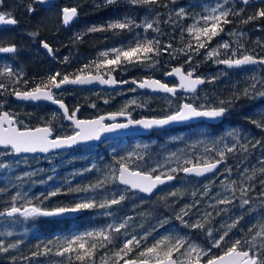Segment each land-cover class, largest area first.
Returning <instances> with one entry per match:
<instances>
[{"label": "trees", "instance_id": "1", "mask_svg": "<svg viewBox=\"0 0 264 264\" xmlns=\"http://www.w3.org/2000/svg\"><path fill=\"white\" fill-rule=\"evenodd\" d=\"M197 0H176L175 4L169 0H161V5L168 3V7L163 6H133L127 3V0H117L115 4L104 5V0H57L55 3L48 6H42L34 0H3L0 5V11L11 12L18 23L11 28H4L0 30V45H12L17 48L15 53H0V68L11 67L17 75H21V81L27 80L28 83L23 82L17 84L15 87L19 90H30L39 83L41 79L46 78L50 74L60 72L62 74H78L79 70L86 64L102 60L103 57L100 53L112 48H118L122 45H127L134 36L138 33L141 37L147 36L152 38L157 36L155 32L149 31L144 33L142 28H136L132 32L128 31H102V32H88L87 30L92 26H106L109 22L116 19H123L126 16L134 18L137 23L141 22L146 16L150 17V9L160 13L159 16L162 34L158 37L163 44H172L173 49L183 48L189 41V36L186 31L183 32V39H181L182 32L181 26L186 28L188 25L194 23L192 18L197 13L195 10V2ZM32 4L34 11L29 13L27 6ZM182 5H185L186 11L189 16L183 20L178 19L174 15V11L178 10ZM76 7L78 16L68 26L62 25V8ZM229 7H232L229 5ZM227 8V7H226ZM237 10L244 9L240 16L231 15L229 20L231 23L224 25H233L240 28L248 29L253 28L248 36L243 37L239 44H243V48L239 45L236 50L239 54H254L257 57L264 55V18L242 23L248 16L254 15L255 12L264 8V3L260 1L252 2L247 7L235 5ZM171 20L169 23H164L165 20ZM35 35H32V34ZM81 39L76 40L77 36ZM221 35V34H220ZM213 38L209 47L212 46ZM221 40V39H220ZM47 42L53 49V54L49 55L42 48L41 42ZM194 43V41H193ZM219 43H222L219 41ZM206 50L201 49L199 55H193L192 62L185 63L187 57L173 51L172 55H176V59H172L168 52H163L157 59L159 63L155 67H147L146 65H123L118 67L112 74L116 75L118 80H142L147 77L162 78L172 67L183 66L189 69L190 67L205 68L204 66L211 65V60H205ZM221 57L227 58L224 50L221 49ZM230 55V53H228ZM67 57V62H65ZM204 65V66H203ZM203 66V67H202ZM226 72V71H225ZM92 73H95L94 65ZM230 73V72H229ZM87 74V73H85ZM103 74V73H102ZM234 82H240L239 78H243V74L235 73ZM228 77L221 78L215 85L205 83L201 89L203 91L202 100L200 99H187L192 101L195 105L201 104L220 106L219 101H229L233 97L229 94ZM0 82L8 85L9 91L3 96H0V111H7L13 115L19 123L18 127L27 126L33 128L36 126L45 125L51 121L53 128V136H64L72 134V125L64 121L62 113L52 105L48 104H21L13 100L11 94L12 85L8 77L0 78ZM131 89H136L132 91ZM200 89V90H201ZM127 90V93H124ZM134 92L139 93L142 97L136 98V104L129 102L134 100ZM56 96L61 99L69 112L79 108L78 115L83 118H91L106 112H118L129 105L127 111L131 113L132 118L141 116L162 117L174 111L181 101L180 96L172 99V104L169 105L168 100L164 99L167 95H151L148 92L140 91L135 87L119 88V89H92V88H66L63 91L55 92ZM238 95L235 93L234 98ZM148 96V97H147ZM242 95L239 94L241 99ZM236 99V98H235ZM237 99L236 102H239ZM175 102H174V101ZM107 101V103H105ZM95 105L92 107L91 105ZM140 105V106H137ZM224 106H229L228 104ZM235 108V107H234ZM233 108V109H234ZM233 109L231 113L234 114ZM233 111V112H232ZM238 114L237 121L234 120V115L230 118L225 116L223 121L216 126L207 125L205 123H197L185 127V136L182 138H173L166 140V137L179 131V128H169L153 132L148 136L129 137L126 140L129 147L133 150V142H137L140 146L136 152L144 156L143 160L136 159V156L131 158L130 167L146 169L149 167L150 162L164 161L165 165L169 164V159L172 158L171 154L175 153L178 148H186L187 153L181 156V160L177 163H183V158L195 160L199 156H210L211 158H218L215 152L205 153V145L210 141L219 140L223 138L222 147L224 144L231 146L233 138L224 133V128L239 122L240 131L245 135L247 132L253 136L250 131V126L253 123L246 114V109L240 111L236 110ZM55 113V118H53ZM231 129V128H230ZM229 131L234 132L232 129ZM207 131V132H204ZM236 132V131H235ZM258 135L256 134L255 137ZM125 139H118L117 142H122ZM203 141L204 143H200ZM208 141L207 144L205 142ZM111 142H104L95 146H79L71 150L65 151L64 154L71 152H83L86 149H91L89 155L82 158L77 162V165L83 167L79 169V178H65L62 170H58V174L54 176L52 189L42 191L40 194L34 196L32 194L33 204L41 207L51 209L59 204H68L77 198H84L86 196L94 195V193H79V194H65L68 192L69 187H77L95 183L97 179L105 175L111 174L112 168H118L115 161L120 158L119 150L113 151L110 149ZM195 145V147H193ZM210 146V145H209ZM258 148L256 153L254 152ZM252 148L249 146V155L242 149L237 147L233 153H228L225 162L220 166L215 174H211L205 178L185 177L181 172L176 173V179L173 183L163 186L156 191L151 197H146L131 191H125V187L119 186L117 183L106 185L105 189L99 190L108 194L111 198L113 193H123L126 199L120 205H114L108 211L113 213V216H105L102 209H93L82 211L77 216H62V217H38L29 219L27 221L22 218H17V222L4 225L3 231H11L12 236H0L4 240L5 246L9 243H16L20 241L18 248L10 249L6 253H0V264H54L61 258L54 255L57 238L67 237L75 232L92 230L104 227L107 224H119L126 218L128 220L127 227L134 231L137 238L151 232L148 240L145 242L151 244L154 239H159L164 235L172 236H188L193 238L194 241L200 245L210 246L209 238L205 232L196 229L184 227L179 220L176 219V214L180 212L181 208L185 205H190L193 201L198 200L199 203L195 208L191 209L188 216H184V220L192 222L196 219L203 220L205 213H211L209 221L205 224V229L212 228L214 235L219 236L221 225H227L232 222L237 216L243 214L244 219L240 222L237 228L233 229L230 233V238L235 239L244 236L247 228L255 223L260 215L264 214V209L259 207L260 197L258 195L260 184L259 181L262 177L257 175L255 179L249 181L244 176L251 175L253 168L259 169L261 167L259 160H261L262 151L260 147ZM0 151H3L0 149ZM181 152V151H180ZM63 152H55L48 155H34L24 157L28 160L35 159L43 166L47 165L46 158L49 156L54 157V161ZM247 154L248 156H246ZM127 157V155H123ZM15 163L17 157L15 155L0 156V163L8 162L10 158ZM134 161V163H133ZM248 164V172H244L243 166ZM95 165V168H93ZM92 168V171H84L85 169ZM231 169V172L227 171ZM13 170V171H12ZM12 173H5L0 169V188H6L9 179L14 186V181L21 175L17 169L12 168ZM244 173V176H241ZM235 181L234 188L239 189L242 184L254 185L255 190L249 193V197H255L250 205H246L244 209L239 207V199H234L231 205L216 204V199L223 198L224 196L232 197V191L226 190V185ZM205 185H208L210 191L208 195L204 196ZM7 189V188H6ZM56 189L61 190V194L50 197L47 200H42V194H47ZM196 192L197 195L193 196L192 193ZM178 192V195L173 197L169 193ZM38 193V192H36ZM11 191L8 189L4 193H0V210L10 205ZM217 194H220L219 196ZM235 196L240 197V192L237 190ZM163 198V199H162ZM9 202V203H6ZM25 201H17L18 205L24 204ZM209 205H215L210 207ZM249 208L255 209L250 215L247 210ZM227 209V211H220ZM220 214L217 215V212ZM167 219V223L160 227V222ZM9 225V226H8ZM155 229V231H153ZM243 229V231H241ZM30 232H32L30 234ZM49 240L53 241L49 247L53 248V254L47 256L31 257L33 251H37V245H40L41 250ZM111 247V246H109ZM213 253L220 254L221 249H213ZM105 249H100L97 256L104 255ZM15 257V259H13ZM28 257L29 259H24Z\"/></svg>", "mask_w": 264, "mask_h": 264}, {"label": "snow or ice", "instance_id": "2", "mask_svg": "<svg viewBox=\"0 0 264 264\" xmlns=\"http://www.w3.org/2000/svg\"><path fill=\"white\" fill-rule=\"evenodd\" d=\"M39 4H47L49 0H34ZM117 0H104V5L115 4ZM170 3L175 4L176 0H169ZM127 3L133 6H149L155 5L157 7H168V3L161 5V0H127ZM244 5H249L251 0H241ZM264 3V0H261ZM3 4V0H0V5ZM229 4V0H217L215 6L205 7L204 11L207 14L201 15L197 13L192 18L194 23L188 25L186 28L181 26L183 39V32L186 31L189 36V41L183 48L173 49L172 44H163L158 38L162 32L159 27L161 15L155 12L154 9H150V17L146 16L141 22L126 16L123 19H116L109 22L106 26H92L88 32H102V31H128L132 32L136 28H142L144 33L149 31L155 32L157 36L148 38L147 36L141 37L140 34H136L134 38L127 44L118 48H112L100 53L103 57L102 60L92 62L84 65L78 72V74H62L56 72L48 75L46 78L41 79L39 83H36L30 90H19L15 86L21 82L27 84V80L21 81V75L17 73L11 67L0 68V78L8 77L12 85L11 94L18 100L23 101H47L54 105H57L63 112V118L71 121L73 132L71 135L53 136V128L51 121L44 126L29 128L26 125L18 127L19 121L10 113L0 111V156L6 155H19L21 153H48L50 150L61 149L71 147L78 143L88 141H98L102 135L106 133H115L121 130H127L134 127H141L143 129H152L154 127H163L174 122H184L196 118H206L210 120L218 119L228 111L226 104L230 105L232 100L224 101L220 100V106H208L201 104L199 106L194 103L183 102L176 106L174 111L165 115L162 118L152 119H133L131 113L127 111L129 105H125L119 112L110 113L106 116L101 115L95 119L81 120L77 118V112L79 108L69 112L65 103L59 99L54 90L61 89L65 85H88L94 82H98L102 85H116L117 83H128V81H117L113 76L118 67L123 65H146L147 67H155L159 63L157 57L163 52H168L172 59H176V55H172L175 51L178 54H182L187 57L185 63H191L193 55H199L201 49H205V60H212L216 64L225 65L227 68H240L247 65L261 64L264 65V57H255L251 54H239L235 48L231 47L229 42H222L217 45L216 48H210L209 44L216 36L224 32V25L231 23L229 16H240L244 9H236L234 7H225ZM29 13L34 11L32 4L27 6ZM174 15L183 20L189 16V13L184 7H180L174 11ZM78 16V10L76 7H64L62 9V22L65 26L69 25ZM258 18H264V8L258 9L254 15H250L246 20H242V23H248L249 21L256 20ZM171 16L164 23H169ZM18 21L14 18L11 12L0 11V26L16 25ZM32 35H35L34 33ZM232 36H243L244 33H229ZM81 39L78 35L76 40ZM194 41V43H193ZM239 44V41H237ZM42 47L47 50L49 55L53 54V49L47 42H41ZM240 48H243V44H239ZM220 49L224 50V54L227 58H220L222 53ZM17 48L12 45H0V53H15ZM230 53V55H228ZM65 57V62H67ZM95 69V74H92V69ZM87 73V74H85ZM103 73V74H102ZM166 76H176L179 83L175 86H169L167 83L161 82L157 79L146 78L142 81L132 80L131 83L137 85L140 89H151L155 92H162L169 96H175L178 90H183L186 93H195L199 85L204 83H212L218 77L214 76L209 80L195 75V68L185 72L183 66L173 67L171 71L165 73ZM106 77V78H105ZM251 83L248 87L243 89L242 95L245 97L259 96L264 97V80H258L255 76L251 78ZM135 91L136 89H131ZM9 91L8 85L0 82V96H3ZM239 99V95L235 97ZM107 103V101H105ZM130 104H136L135 100L129 102ZM169 105L172 101L168 100ZM95 107V105H91ZM140 106V105H137ZM53 113V118H55ZM125 117L126 122L118 123L117 117ZM105 121H111L106 123ZM258 128L264 129V119L259 121H253ZM229 136L233 138L235 143L231 146L224 144L223 147H219L223 143V138L219 140L210 141L208 145H205L204 152H215L216 159L210 156H199L195 160L189 158H183V163H177L176 167H170L166 172H160L159 169L163 165H157L147 169L131 168V158L136 156V159L143 160L144 156L138 152H130L127 157L121 156L115 161V164L119 165L118 168H112L110 175H105L102 178L97 179L95 183L88 185L69 187L68 192L65 194H79V193H94V195L86 196L84 198H77L68 204H59L51 209L41 207L32 203V199H25L27 193L17 192L10 197V206H6L3 210H0V220L7 218L9 223L17 222V218H22L27 221L29 219H35L38 217H54L63 216L66 214L80 213L85 210L102 209L105 210L103 215L113 216L111 209L114 205H120L125 199L126 195L123 193H113L111 198L107 193L100 192L99 190L105 189L106 185L118 183L126 186L127 190H137L141 193L152 194L158 186L165 184L168 181L176 179V173L183 172L186 176L202 177L208 173L215 174L218 171V166L223 164L227 158L228 153H233L239 146L244 152L248 151L249 144L252 148L257 145H261L264 141L257 140L254 143L240 144L238 132H230ZM200 143H204L201 141ZM210 145V146H209ZM195 147V145H193ZM175 157L176 161L181 160V156L175 153L171 154ZM171 159V157L169 158ZM261 167L259 169L253 168L252 174L244 176L246 180H253L259 174L264 177V159L259 160ZM9 164L0 163V169L9 168ZM95 168V165H93ZM93 169H85L84 171H92ZM227 171L231 172L229 168ZM244 172H248L245 168ZM158 173V174H157ZM34 173H24V176H30ZM22 179V177H17ZM51 179V177H49ZM233 181L226 185V190L232 191V197L224 196L223 198L216 199V204L231 205L234 199H239V207L244 209L246 205H250L255 197H249V193L255 190L254 185L242 184L239 189L234 188ZM260 188L258 195L260 197L259 207L264 209V178L259 181ZM7 189L0 188V193H4ZM240 192V197L235 196L236 191ZM208 185H205L204 196L208 195ZM61 194L60 189L48 192L46 195L42 194L41 204L43 200H47L50 197H54ZM170 196H177L178 192L169 193ZM193 196L197 193L194 191ZM218 196L220 194H217ZM163 199V198H162ZM24 200L25 203L18 205L17 201ZM9 203V202H6ZM199 203L198 200L193 201L190 205H185L181 208L180 212L176 214V219L181 224L190 229L200 230L205 232L209 238L210 246L207 248L201 247L199 244L191 241L185 236H172L164 235L159 239H154L151 244L145 243L151 232L137 238L136 235H130V238L120 239L122 229H126L128 220L131 217L126 218L119 224L110 223L101 228L88 230L82 233L71 235L70 237L57 238L55 244L54 255L60 257L59 261L54 264H264V214L252 223L247 228L244 236L231 239L230 233L233 229L237 228L240 222L244 219V215L237 216L230 224L221 225L223 231L220 232L218 238L214 235L212 228L205 229V224L209 221L211 213H205L203 220L196 219L189 222L184 220V216H188L191 209L195 208ZM214 207L215 205H209ZM220 211H227V209H221ZM217 212V215L220 214ZM255 209L249 208L247 210L250 215ZM167 219L160 222V227H163L167 223ZM155 231V229H153ZM243 231V229H241ZM12 236L11 231L0 232V236ZM124 236H129L127 232L123 233ZM119 241V243H118ZM20 241L16 243H9L5 246L4 240L0 239V253H6L10 249L18 248ZM53 241L49 240L41 250L40 245H37V251L31 253L32 258L38 256H47L53 254V248L49 247ZM111 246V247H109ZM100 249H105L104 255L97 256ZM213 249H221L220 254L213 253ZM15 259V257H13ZM24 259H29L24 257Z\"/></svg>", "mask_w": 264, "mask_h": 264}, {"label": "rangeland", "instance_id": "3", "mask_svg": "<svg viewBox=\"0 0 264 264\" xmlns=\"http://www.w3.org/2000/svg\"><path fill=\"white\" fill-rule=\"evenodd\" d=\"M257 1H260V0H251V3L252 2H257ZM216 2H217V0H197L195 2V5H194V7H195L194 11L196 13L201 14V15L207 14L204 11L205 7H208L210 9L211 7L215 6ZM220 2L223 3V0H220ZM229 5H231L232 7H235V5H240V4L236 0H229V4L225 5V7H229ZM181 7L185 8V5H182ZM246 30L247 29H245V28H240V27L233 26V25L227 26L226 29H224V32L221 33L220 37H218V38H216L214 40V42L212 43V46L210 48H216L217 45L220 44L219 41H221V42H229L231 44V47L236 49V47H238V45H239L237 43V41H240L243 37L249 35L246 32ZM232 32H235L237 34L244 33L245 35H243V36H239V35L232 36V35H229V33H232ZM220 52H221V49H220ZM210 63H212V64L208 65V66L207 65L206 66L203 65L205 68H201V70H202V71H200L201 73L198 71V70H200V68H196L195 66L194 67H190L189 69L186 68V71H189L192 68H195V71H198L200 73V76L205 78V80H209V79H211L214 76L218 77L214 82L210 83L211 85H215L221 78L228 77V76L231 75V73H229L226 70H220V69L211 70V67H213L214 65H217V64L214 63L212 60H211ZM252 71H253L254 74L255 73H264V71L261 70L259 67H257L256 69H253ZM234 76L237 77L236 75H234ZM234 76H233V78H234ZM259 77L260 76H258V77L256 76V78H259ZM233 78L231 79V84L232 85L234 83ZM248 80H249L248 77H244L243 76V78H239L240 82H235V83L244 87V83H246ZM235 83H234V87H237V85H235ZM200 89H198V91L195 92L192 95H181L180 94L181 100L189 102V103H193L192 101H187V99H191V100L192 99H197V100L200 99L201 101L204 102V98L202 100V96H203V91L204 90H202V89L200 90ZM127 92H128L127 90H124V93H127ZM150 94L152 95V93H150ZM153 95H159V94H153ZM142 96L139 93L134 92V100L136 98H140ZM164 99L172 100L174 98L166 96V97H164ZM260 99H264V97H260ZM209 106H212V105H209ZM234 107H235L234 103L233 104L231 103L229 105V111H228V114L226 116H229L231 118L234 115V114L231 113V110ZM254 109L256 111H260L261 112V108H254ZM259 116H261V115H259ZM141 117H150V116H141ZM141 117H138V118H141ZM138 118H134V119H138ZM232 127L235 128L234 125H230V126H227L226 128H224V130H225L224 133H225L226 136H227L228 133H230V131H229L230 128L233 131L237 132V129H233ZM239 127H241V126H238L237 128H239ZM204 132H207V131H204ZM185 133H186V131H180V130L179 131H175L174 134L172 133L171 135L167 136L166 140H168V139L171 140L173 138H182V137L185 136ZM238 133L240 134V137L242 138V139H239L240 140V144H249L248 140H246V139H250V142H252V143L255 142V141L254 142L252 141V137H251V134L249 132H247L245 135L241 131H239ZM111 141H112V144L110 146V149L113 150V151L119 150V156L120 157L123 156V155H127L130 152H136V149L140 146L137 142H135V143L133 142L132 144L134 145V149L132 150L129 147L130 145H129V143H128V141L126 139L124 141H122V142H117L116 140H110V141H107V142H111ZM232 142L235 143V141H232ZM207 143H208V141L205 142V144H207ZM249 146H250V144H249ZM257 146L260 147V151L263 150V146H260V145H257ZM219 147L222 148V144H220ZM257 149L258 148L256 147V149L254 151L255 153H256ZM249 150L250 149H248V151H247L248 155H249ZM90 151H91V149H86L83 152H71L68 155L64 154V152H65L64 151L63 153H61V155L55 161H54V157L53 156H49V157L46 158V161L48 162L46 166H43L42 164H40L35 159L28 160V159L24 158V157H27V156H17V157H20V158H16L15 159L16 162L13 163L11 161V160H13V158L11 157L8 162H4L5 164H9L10 167L6 168V169H1V170L4 171L5 173H12V171H13L12 168L13 169H17L18 170L17 172L21 173V175L19 177H22V179H19V180L17 179L16 181H14V186L11 184V181L9 179V182L6 185V188L9 191L12 192L10 197L12 195H15L17 192H20L22 194L23 193H27V197L25 199H30V196L32 194H34V196H36L37 194H40V192H42V191H47V190L52 189L54 176L59 173L58 170H60V169L62 170V174H63V176L65 178H72V177L79 178V176H80L79 169H81L83 166L82 165H77V162L79 160H81L82 158L86 157L87 155H89ZM186 153H187L186 148H178L177 151H176V155H178V156H180V154L184 155ZM262 154H263V151H262ZM245 155L248 156L247 154H245ZM261 159H264V156H261ZM171 160L172 161H169L168 165H165L164 161H161V162H159V161L150 162V165H149L148 168L156 167L159 164V165H163V167L160 168L159 171L160 172H166L168 170V168L177 166V162L175 161L176 160L175 157H172ZM133 163H134V161H133ZM248 167H249L248 164H245L243 166V168H248ZM131 168L135 169L136 167L133 166ZM24 173H34V174L30 175V176H24ZM49 177H51V179H49ZM0 181H2V178H0ZM36 192H38V193H36ZM6 224L10 225V223L7 221V218H3V220H0V232H4L2 229H3L4 225H6ZM85 231H88V230L75 232L73 234H70L67 237H70L71 235L82 233V232H85ZM124 232H127L129 234V236H124L123 235ZM31 233L32 232H30V234ZM121 233H122V235L120 237L121 240L122 239H126V238H130V235H134V231L130 230L128 227H126V229H122ZM61 238H63V237H61ZM189 239L191 241L197 243L196 241L193 240V238H189ZM118 243H119V241H118ZM197 244H199V243H197ZM200 246L203 247V248H207V246H205V245H200Z\"/></svg>", "mask_w": 264, "mask_h": 264}, {"label": "water", "instance_id": "4", "mask_svg": "<svg viewBox=\"0 0 264 264\" xmlns=\"http://www.w3.org/2000/svg\"><path fill=\"white\" fill-rule=\"evenodd\" d=\"M56 1H57V0H49V3H47V4H40V5H42V6H48V5H50V4L55 3ZM236 1H238L239 3H241V0H236ZM38 4H39V3H38ZM241 4H243V3H241ZM243 5H244V4H243ZM62 9H63V8H62ZM70 23H71V22H70ZM63 25H64V24H63ZM14 26H15V25H11V26H0V28H3V27L7 28V27H14ZM64 26H65V25H64ZM221 65H222V64H221ZM223 66H225V65H223ZM247 66H248V65H247ZM175 67H178V66H175ZM225 67H226V66H225ZM172 68H173V67H172ZM183 70H184V69H183ZM170 71H171V70H170ZM184 71H185V70H184ZM168 72H169V71H168ZM185 72H187V71H185ZM92 74H95V73H92ZM195 75L198 76V75H197V71H195ZM112 76H113V77L119 82V80L116 78V76H115L114 74H112ZM200 77H201V76H200ZM105 78H106V77H105ZM151 78H152V79H156V78H154V77H151ZM165 78L168 79V80L174 79V80L177 82V84L179 83L178 78H177L176 76H166V75H165ZM144 79H146V78H144ZM144 79H142V80H144ZM142 80H137V81H142ZM126 85H132V86H135L136 88H138L137 85L131 83V81H128V83H117L116 85H102V84H100V83H98V82H94V83H92V84H88V85H65V86H62L61 89H57L56 91L63 90V89H66V88H94V89L107 88V89H116V88L124 87V86H126ZM202 85H203V84H202ZM202 85H199L198 88H197V90L200 89V87H201ZM138 89L141 90V91H148V92L153 93V94H165V93H162V92H155V91H152L151 89H147V88H145V89H140V88H138ZM177 94H187V95H190V94H193V93H186V92H184L183 90H178V91H177ZM13 99H14V101H16V102H18V103H21V104H25V103H29V104H37V103L51 104V105L55 106L57 109H59V107H58L57 105H54V104H52L51 102H47V101H23V100H18V99H16V97H15L14 95H13ZM183 102H186V101H182L181 103H183ZM188 103H189V102H188ZM59 111H60V112L62 113V115H63L62 110L59 109ZM4 112H7V111H4ZM77 113H78V112H77ZM110 113H115V112H108V113L100 114V115L95 116V117L85 118V119H81V120L95 119V118H97V117H99V116H101V115L106 116V115H108V114H110ZM225 114H226V113H225ZM225 114H224V116H225ZM224 116H222V117H220V118H218V119H215V120H210V119H206V118H196V119H192V120H188V121H184V122H174V123L168 124V125L163 126V127H154V128H152V129H143V128H141V127H134V128H130V129H127V130H121V131H118V132H115V133H106V134L102 135L101 139L98 140V141L82 142V143H78V144H76V145H73V146H71V147H66V148H61V149L50 150L48 153H21V154L16 155V156L47 155V154H51V153H54V152L67 151V150H70V149L75 148V147H78V146H92V145H98V144H100V143H102V142H104V141H109V140H113V139H121V138H127V137H135V136H148V135H150L154 130H162V129H167V128L180 127V126L185 125V124H192V123L194 124V123H196V122H198V121H200V120H202V121H206V122H208V123H220V122L223 120ZM163 117H164V116H163ZM131 118H132V117H131ZM142 118L152 119V118H162V117H141V118H138L137 120L142 119ZM133 119H134V118H133ZM64 120H65V119H64ZM65 122L71 124V121H69V120H65ZM105 122L111 123V121H105ZM116 122H118V123L126 122V118H125V117H120V116H118ZM17 126H18V125H17ZM41 126H44V125H41ZM41 126H36V127H41ZM33 128H35V127H33ZM69 135H71V134H69ZM54 137H55V136H54ZM220 166H221V165L218 166V169L220 168ZM118 167H119V165H118ZM181 174H182L183 176H186L183 172H181ZM210 174H212V173H208V174H206L205 176H202V177H195V176H186V177L204 178V177H206V176H209ZM174 180H175V179H174ZM174 180H172V181H168V182H166L165 184L158 186V188L155 189V190L153 191L152 194L141 193V192H139V191H137V190H130V191H131V192H135V193H139V194H141V195H143V196H146V197H151L154 193H156V191H157L160 187H163V186H166V185H168V184H171V183L174 182ZM118 185H120V184H118ZM120 186H122V187H126V186H123V185H120ZM80 213H81V212H80ZM80 213L66 214V215H63V216H69V217H71V216H77V215H79ZM54 217H62V216H54Z\"/></svg>", "mask_w": 264, "mask_h": 264}, {"label": "flooded vegetation", "instance_id": "5", "mask_svg": "<svg viewBox=\"0 0 264 264\" xmlns=\"http://www.w3.org/2000/svg\"><path fill=\"white\" fill-rule=\"evenodd\" d=\"M241 6L247 7L248 5H246V6L241 5ZM251 29H253V28H251V27L248 28L246 30V32L249 34ZM252 55L257 57L254 54H252ZM262 57H264V55ZM257 58H259V57H257ZM224 67L225 66H223L221 64H217V65H214L213 67H211V70L220 69V70H226V71L231 73V75L229 76V80H228V85H229V87H228L229 90L228 91H229V94H231V96L233 97L231 100H232V104L234 103V106H235V108L233 109L234 112L232 111L234 113V120L237 121V117H238V114H236L238 112H236V110L240 111L243 108L246 109V114H247L249 119H252L253 121H259L261 119H264V109H263L264 108V99H260L259 96L245 97V96L242 95L243 89L248 87V85L252 82L251 78L253 76H255V77L256 76L257 77L260 76L257 79L258 80H264V73H255L254 74L253 71H252L253 69H256L257 67H259L261 70L264 71V65L255 64V65H251V66H247V67H241V68H235V69H228V68H226V67L224 68ZM184 70L186 71V68H184ZM198 71L200 72L202 70L200 69ZM198 71H197V75L200 76L201 72L199 73ZM235 73H241V74H243L244 77H248L249 78V80L246 83H244V87L241 86V85L236 84L235 82L234 83H235V85H237V87H234V83H233V85L231 84V79L233 78ZM164 76H165V74L163 75L162 78H158V79L161 80L162 82H166L169 86L177 85V82L174 79L165 80ZM120 81H129V80H120ZM128 87H134V86L126 85V86L120 87V88H128ZM101 89H106V88H101ZM116 89H119V88H116ZM111 90H113V89H111ZM145 92H147V91H145ZM237 92H238V95L239 94L242 95L241 99L239 98L240 99L239 102H236L237 99L234 98L235 93H237ZM148 93H150V92H148ZM159 95H162V94H159ZM164 95H167V94H164ZM181 95H186V94H181ZM167 96H169V95H167ZM176 96H180V94H177L175 96H169V97L175 98ZM182 101L183 100H181L180 103ZM227 107H228V111H229V106H227ZM254 108H261V112L260 111H256ZM228 111H227V114H228ZM112 112H114V111H112ZM106 113H108V112H106ZM102 114H104V113H102ZM259 115H261V116H259ZM78 118L85 119L83 117H80L79 115H78ZM106 123H108V122H106ZM195 124H197V123H195ZM239 124H240L239 122H235V124H233L235 128L232 127L233 129H237V132L240 131V127L237 128L238 126H240ZM185 127L186 126L179 127L180 131H185L184 130ZM250 131H252V134H253V136H252V141L253 142L257 141V140L264 141V129L258 128L255 123H252L251 126H250ZM256 134L258 135L257 137H255ZM127 138H129V137H127ZM239 139H242V138L239 136ZM246 140H248V143L250 142V139H246ZM260 146H263V150H262L263 151V155L262 156H264V143H262Z\"/></svg>", "mask_w": 264, "mask_h": 264}, {"label": "bare ground", "instance_id": "6", "mask_svg": "<svg viewBox=\"0 0 264 264\" xmlns=\"http://www.w3.org/2000/svg\"><path fill=\"white\" fill-rule=\"evenodd\" d=\"M238 3H239V2H238ZM239 4H240V5H243V4H241V3H239ZM244 6H246V5H244ZM75 19H76V18H75ZM75 19H74V20H75ZM74 20H73V21H74ZM73 21H72V22H73ZM72 22H71V23H72ZM71 23H70V24H71ZM70 24H69V25H70ZM62 25H63V22H62ZM69 25H67V26H64V25H63V26H64V27H68ZM4 28H5V27L0 28V30H1V29H4ZM7 28H11V27H7ZM42 48H43V47H42ZM43 49H44V48H43ZM44 50L47 52L46 49H44ZM248 66H251V65H248ZM243 67H247V66H243ZM226 68H227V67H226ZM240 68H241V67H240ZM171 69H172V68H171ZM171 69H170V70H171ZM183 69H184V68H183ZM228 69H235V68H228ZM170 70H169V71H170ZM115 76H116V75H115ZM116 78H117V77H116ZM147 78H151V77H147ZM154 78H155V77H154ZM164 78H165V76H164ZM143 79H144V78H143ZM156 79L159 80L158 78H156ZM165 80H168V79L165 78ZM119 81H120V80H119ZM130 81H132V80H130ZM160 81H161V80H160ZM161 82H162V81H161ZM164 83H166V82H164ZM204 84H205V83H204ZM204 84H203V85H204ZM203 85H202V86H203ZM202 86H201V87H202ZM134 87H135V86H134ZM170 87H171V86H170ZM201 87H200V88H201ZM82 89H85V88H82ZM92 89H94V88H92ZM99 89H101V88H99ZM106 89H107V88H106ZM63 90H64V89H63ZM63 90H59V91H63ZM59 91L54 90V92H59ZM197 91H198V90H197ZM197 91H196V92H197ZM147 92H148V91H147ZM55 94H56V93H55ZM152 94H153V93H152ZM193 94H194V93H193ZM167 95H168V94H167ZM176 95H177V94H176ZM186 95H187V94H186ZM190 95H191V94H190ZM13 100H14V99H13ZM25 104H29V103H25ZM37 104H46V103H37ZM48 105H51V104H48ZM52 106H53V105H52ZM53 107H55V106H53ZM55 108H56V107H55ZM58 110H59V109H58ZM226 115H227V112H226L225 116H226ZM225 116H224V118H225ZM162 117H163V116H162ZM77 118H78V114H77ZM224 118H223V119H224ZM78 119H82V118H78ZM64 121H65V120H64ZM222 121H223V120H222ZM222 121H221V122H222ZM221 122H220V123H221ZM196 123H205V124H207V125H212V126H216V125H219V124H220V123H208V122H206V121H202V120H200V121H198V122H196ZM68 124H69V123H68ZM194 124H195V123H194ZM190 125H193V123H192V124H185V125H182V126H180V127H183V126H190ZM173 128H179V127H173ZM167 129H169V128H167ZM162 130H163V129H162ZM156 131H160V130H154L153 132H156ZM153 132H152V133H153ZM152 133H151V134H152ZM135 137H138V136H135ZM121 139H126V138H121ZM113 140H117V139H113ZM109 141H110V140H109ZM104 142H107V141H104ZM104 142H102V143H104ZM100 144H101V143H100ZM98 145H99V144H98ZM92 146H95V145H92ZM78 147H79V146H78ZM75 148H76V147H75ZM72 149H73V148H72ZM70 150H71V149H70ZM67 151H68V150H67ZM60 152H64V151H60ZM54 153H55V152H54ZM47 155H48V154H47ZM28 156H34V155H28ZM221 165H222V164H221ZM174 181H175V180H174ZM168 185H169V184H168ZM160 188H161V187H160ZM160 188H159V189H160ZM129 191H130V190H129ZM133 193H135V192H133Z\"/></svg>", "mask_w": 264, "mask_h": 264}]
</instances>
